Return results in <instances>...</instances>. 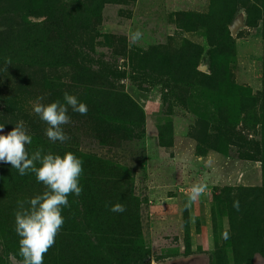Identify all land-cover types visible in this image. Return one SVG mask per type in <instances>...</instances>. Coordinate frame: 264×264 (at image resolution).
<instances>
[{"label": "rangeland", "instance_id": "rangeland-1", "mask_svg": "<svg viewBox=\"0 0 264 264\" xmlns=\"http://www.w3.org/2000/svg\"><path fill=\"white\" fill-rule=\"evenodd\" d=\"M65 91L88 112L52 142L32 103ZM19 120L30 155L83 160L43 264H264V0H0V125ZM43 191L0 162V264Z\"/></svg>", "mask_w": 264, "mask_h": 264}, {"label": "clouds", "instance_id": "clouds-1", "mask_svg": "<svg viewBox=\"0 0 264 264\" xmlns=\"http://www.w3.org/2000/svg\"><path fill=\"white\" fill-rule=\"evenodd\" d=\"M142 35L139 29L130 32V44L142 39ZM44 100V96L38 97L32 103V110L47 124L46 137L52 142L68 141L70 137L63 126L71 123L69 108L80 115H87V105L67 91L63 94V102L58 99L45 103ZM31 143L32 136L23 120L16 122L7 133L4 125H0V162L10 164L20 176L34 174L37 182L44 186L42 193L30 199L18 200L13 213L15 232L19 237L18 255L22 258L19 264H43L44 255L54 246L55 238L65 222L62 211L71 207L68 197L73 194L79 197L83 192L80 185L84 171L82 159L70 151L61 156L51 151L45 152L42 147L30 155L26 146ZM206 189V184H193L188 190L186 207L205 194ZM105 207L114 213L126 211L119 202H106ZM233 208L240 211L238 199L233 201ZM225 238H228L227 234Z\"/></svg>", "mask_w": 264, "mask_h": 264}, {"label": "water", "instance_id": "water-1", "mask_svg": "<svg viewBox=\"0 0 264 264\" xmlns=\"http://www.w3.org/2000/svg\"><path fill=\"white\" fill-rule=\"evenodd\" d=\"M234 28H235V25H233V26L231 27V31L234 30Z\"/></svg>", "mask_w": 264, "mask_h": 264}]
</instances>
